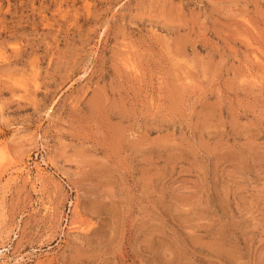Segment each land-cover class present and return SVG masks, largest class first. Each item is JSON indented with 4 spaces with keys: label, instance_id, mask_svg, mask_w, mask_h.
I'll return each instance as SVG.
<instances>
[{
    "label": "rangeland",
    "instance_id": "374dc122",
    "mask_svg": "<svg viewBox=\"0 0 264 264\" xmlns=\"http://www.w3.org/2000/svg\"><path fill=\"white\" fill-rule=\"evenodd\" d=\"M0 264H264V0H0Z\"/></svg>",
    "mask_w": 264,
    "mask_h": 264
}]
</instances>
